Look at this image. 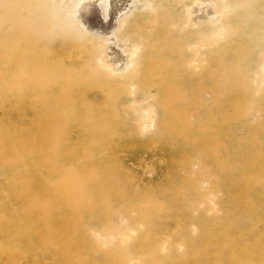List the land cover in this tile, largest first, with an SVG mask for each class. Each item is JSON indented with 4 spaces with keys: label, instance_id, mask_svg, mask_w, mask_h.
<instances>
[{
    "label": "rangeland",
    "instance_id": "rangeland-1",
    "mask_svg": "<svg viewBox=\"0 0 264 264\" xmlns=\"http://www.w3.org/2000/svg\"><path fill=\"white\" fill-rule=\"evenodd\" d=\"M116 1L0 0V264H264V0Z\"/></svg>",
    "mask_w": 264,
    "mask_h": 264
},
{
    "label": "bare ground",
    "instance_id": "bare-ground-1",
    "mask_svg": "<svg viewBox=\"0 0 264 264\" xmlns=\"http://www.w3.org/2000/svg\"><path fill=\"white\" fill-rule=\"evenodd\" d=\"M84 1H86V0H84ZM114 1H116V0H114ZM88 4H90V2L89 3L86 2L79 10L78 17H79V19L81 21L80 23L83 24L84 27H87L89 29H95L96 28V30H101L102 32H104V34H108V33H111V31H113V29H111V26H112L111 24H113L112 22H114L116 20L117 16H119L118 14L122 13V11L124 9V6L126 5V2H124L123 0H117L114 3V6L112 5V10L113 11H112V13L110 12L112 14V16H111L110 22L108 21L109 25H107V24L105 25L104 24L106 21L104 19H102L101 16H100V13H101L100 11L101 10L100 11L99 10L98 11L94 10V9L90 8V6H92V4L90 6H88ZM99 7H98V9H100ZM114 24H115V22H114ZM114 50H116V49H114ZM118 53L120 54V52H118ZM118 53H117V55H118ZM111 54H112V52H111ZM110 61L112 62V60H110ZM122 62H124V60Z\"/></svg>",
    "mask_w": 264,
    "mask_h": 264
}]
</instances>
